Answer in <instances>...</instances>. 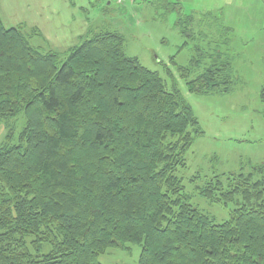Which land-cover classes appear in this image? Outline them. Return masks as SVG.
<instances>
[{
    "label": "trees",
    "instance_id": "obj_1",
    "mask_svg": "<svg viewBox=\"0 0 264 264\" xmlns=\"http://www.w3.org/2000/svg\"><path fill=\"white\" fill-rule=\"evenodd\" d=\"M23 29L0 19V264H100L124 245L141 248L137 264H264V164L199 190L233 205L213 224L178 177L202 135L179 92L126 56L117 33L81 38L59 62L30 45L38 31ZM195 52L184 77L205 60ZM225 54L207 55L188 92L232 90Z\"/></svg>",
    "mask_w": 264,
    "mask_h": 264
},
{
    "label": "rangeland",
    "instance_id": "obj_2",
    "mask_svg": "<svg viewBox=\"0 0 264 264\" xmlns=\"http://www.w3.org/2000/svg\"><path fill=\"white\" fill-rule=\"evenodd\" d=\"M117 2L0 0V14L6 28L21 25L28 35L38 31L39 35H29L30 45L57 54L59 62L81 38L104 31L122 36L126 56L156 72L167 90L174 87L198 122L202 135L194 138L185 156L186 168L178 173L189 203L213 224L228 221L233 205L210 203L199 190L214 177L224 180L226 175L248 173L264 164V0ZM180 29L188 36H182ZM197 50L205 60L184 77L180 69H189ZM219 50L226 53L232 70V90L228 94L188 92L186 83L209 65L207 55ZM23 127V116L10 123L13 144ZM4 132L0 123V142ZM49 250L43 246L41 253ZM140 252L139 246L124 245L109 249L98 262L137 264Z\"/></svg>",
    "mask_w": 264,
    "mask_h": 264
},
{
    "label": "crops",
    "instance_id": "obj_3",
    "mask_svg": "<svg viewBox=\"0 0 264 264\" xmlns=\"http://www.w3.org/2000/svg\"><path fill=\"white\" fill-rule=\"evenodd\" d=\"M0 19H1L2 23H3V18H2V16H1V14H0ZM20 26H21V25H20Z\"/></svg>",
    "mask_w": 264,
    "mask_h": 264
},
{
    "label": "built area",
    "instance_id": "obj_4",
    "mask_svg": "<svg viewBox=\"0 0 264 264\" xmlns=\"http://www.w3.org/2000/svg\"><path fill=\"white\" fill-rule=\"evenodd\" d=\"M118 2H121L122 0H117Z\"/></svg>",
    "mask_w": 264,
    "mask_h": 264
}]
</instances>
